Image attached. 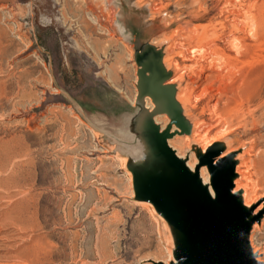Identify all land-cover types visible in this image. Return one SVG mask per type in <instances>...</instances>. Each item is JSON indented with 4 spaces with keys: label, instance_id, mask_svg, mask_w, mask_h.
<instances>
[{
    "label": "rangeland",
    "instance_id": "rangeland-1",
    "mask_svg": "<svg viewBox=\"0 0 264 264\" xmlns=\"http://www.w3.org/2000/svg\"><path fill=\"white\" fill-rule=\"evenodd\" d=\"M231 10L259 28L246 35L248 51L233 52L242 64L234 85L260 81L231 114L229 130L212 117L209 136L217 127L229 131L216 163L235 148L239 180L241 155L250 148L255 158L253 144L264 149V0H0V264H175L177 236L144 195L136 169L144 133L134 125L149 109L139 89L141 57L162 47L171 81V41L198 44L190 30L227 23ZM219 25L217 42L228 50L229 29ZM187 54L189 64L200 59ZM178 111L192 137L201 107ZM198 145L187 150L197 156ZM255 164L249 177L260 194ZM255 238L263 247L264 227Z\"/></svg>",
    "mask_w": 264,
    "mask_h": 264
},
{
    "label": "bare ground",
    "instance_id": "bare-ground-1",
    "mask_svg": "<svg viewBox=\"0 0 264 264\" xmlns=\"http://www.w3.org/2000/svg\"><path fill=\"white\" fill-rule=\"evenodd\" d=\"M248 10H250V8ZM250 12L252 13V11ZM247 15L249 16L252 15V17H254V14L250 15L248 13ZM226 16L228 15L226 14ZM237 16L238 14L232 11L230 12V15L227 17L229 18V20L227 19L228 22L227 23L221 22L220 24L221 29L223 28V31L225 28L229 29V33L227 34L228 36L227 37L224 36L226 37V39L224 40L227 43L226 45H229L228 50L223 47L225 45L222 46L220 45L219 42H217L219 38H221L218 34V29H217L218 28L217 26L219 24H217L216 26V24L214 23L208 26L206 25L203 27L201 26L199 27V29L196 26L197 29L195 28L193 30H190L189 32L190 37L193 38L195 42L198 41V44L192 45V42H190L192 46L189 45L188 47H186L185 44H182L185 46L184 48L181 45V43L177 42V40L176 42L171 41V45L169 48L174 51L175 55H171L168 61L170 62L171 66L175 67L177 76L175 78L173 77V79L169 82H167L166 79L171 73L167 70L166 66H164V62L162 61L163 60L162 47L152 45V47L155 48L154 52L153 51H150V53L145 52L144 56L141 57V69L139 71V78H140L139 89L141 92V100L143 101L142 107H145L144 101L145 98L147 97L146 107L152 110L151 112L149 109H146L145 115L139 117V119H137L134 125L135 127L134 131L136 132L143 131L144 133V138H142L144 149L142 151L140 150L141 151L140 153L142 154L139 155L138 165L136 169L138 171V176L139 179L141 180V186L143 188L145 196H147V193L145 191H149V190L157 191L158 188L161 186V184L165 181H171V182L180 181L183 177V174L185 173V170L188 171L190 174L194 175L197 172V168L200 166L202 159L211 150L219 149L220 154L223 153L224 151L223 146L217 143L220 142L221 138L228 136L230 134L229 131L226 130L228 129L230 124L229 119L231 117V114L234 111H236L235 113H237L238 115L237 111L240 110L239 109L240 104L238 103L244 101L245 98L246 99H250V97L252 98L253 92H256L255 90L256 81L259 79L255 80V78L246 77L242 84L239 83L240 86H235L233 82L234 70L237 69L236 67L237 64L239 63V59H238L239 57H237L233 52H236L237 54L240 53V55H243L244 49L245 51H248L249 47L251 46V44L248 43L247 41L248 40L247 37L250 36L248 34H253L252 32L254 31V35L256 34L255 35L256 37L257 33H259L257 32L258 31L257 29L259 28L253 29V27H251L246 21L244 22L242 19L239 21L237 19ZM243 19L245 18L243 17ZM256 23L258 24L257 21ZM257 24L255 25V27L257 26ZM255 29L257 30L256 33H255ZM239 32L243 33V35L238 34ZM246 35L248 36L246 37ZM252 39L253 38H250L249 41H251ZM152 42L156 43L157 40L156 42L155 40ZM179 45L182 46L183 48L180 47ZM189 52L194 54H199L200 59L194 61L193 64L187 63L186 59L189 57L187 53ZM189 59L191 58L189 57ZM249 63L250 62H248V64ZM163 68L166 71H164ZM224 71L226 73H224ZM228 80H230V83L228 82ZM178 81H183V84H180V86H178L180 88L179 90H177L178 88L176 89V86L173 85L176 84ZM199 89L201 90V94H198ZM136 96H137V91L135 92L134 98L132 99L133 104L135 102ZM203 96L206 97L208 101H206V103L202 105ZM181 105L187 108L189 114L191 113L195 114L196 111L201 107L200 114L196 115L192 137L188 135L189 132L191 131L189 130L185 122V119H183V117L179 114L178 110L179 107L180 108L182 107ZM208 113L211 115V118L206 117ZM159 114H165V115L155 118V116ZM213 116L217 117L219 123L224 122V124H228V123L229 124L228 126L226 125L227 129L226 127H224L225 129L223 127L221 128L217 127L216 135L215 136L213 135V138H210L209 134L213 126V125L211 126L212 124L211 120ZM192 141L198 142L199 143L198 146L201 145L200 150L198 149L199 154L197 156L195 154H192L191 149L190 151L187 150L189 149L188 147H190V142ZM253 145H252V149L254 147H257L259 153L257 152L258 155H256V157L254 156L255 158H251L249 157L250 156L249 154H252L250 153L251 149L248 148L249 150L247 149L248 151L246 150L241 155L243 161L239 163L238 172H237L241 175V178H239L238 180L236 179L235 174L232 175V182L234 185L232 189V194L239 195L238 200L241 203L242 207L245 209V211L252 212V215L249 220L255 218L256 216H260L259 219L253 222V224L251 225L249 232V241L253 249V252L257 256V260L260 263L264 264V246L261 247L255 245V241H256L255 237L257 233L262 229V227H264V220H263L264 218H262V216L264 215L263 214L264 211H262V209L264 208L263 207L264 204L261 203V206L260 207L258 206L259 208L256 209L257 200L264 198V189L259 194L256 188L257 186L256 183L255 184L253 183L254 185H252L251 184L252 182H250L251 177H249L251 176V174L249 173L250 168L251 167L253 168L254 166L253 164L256 163L258 164L260 169V171L258 170V173L260 172L261 173L260 175H262L264 178V149L258 146V144L256 146ZM185 150H187L186 151L187 153H183ZM230 150H231L230 153L227 152L226 154L224 153V155L220 157L218 161L224 160L226 158H230L232 163L231 166L234 169V166L237 163L235 155L233 154V150H235V148L234 149L232 148ZM203 166H201L200 168L199 183L203 186V188L207 189L209 194L213 197V199H215L216 193L212 185V181H213L212 172L210 171L209 166L207 164ZM257 169L258 168L256 167V170ZM260 175L256 176V178L259 177ZM259 179L263 180L260 177ZM262 184L264 185V183ZM259 187L260 186H258V189ZM241 189L244 190V194H241V192H239V190ZM21 201L22 200H20V202ZM157 211L162 216H164L165 222L167 221L165 224L171 226V228L173 229L174 233L177 236L174 245L175 246L174 256H175V264H178L180 251L188 248L189 243L187 242V238L185 234L177 227H175L169 221V219L159 210L158 207H157ZM261 219L263 222L261 221L262 222L261 225H258V222ZM183 264H198V260L196 258H192L188 262Z\"/></svg>",
    "mask_w": 264,
    "mask_h": 264
},
{
    "label": "water",
    "instance_id": "water-1",
    "mask_svg": "<svg viewBox=\"0 0 264 264\" xmlns=\"http://www.w3.org/2000/svg\"><path fill=\"white\" fill-rule=\"evenodd\" d=\"M219 155V149L211 150L194 175L185 170L180 181H165L157 191H145L146 197L187 238L189 247L180 251L178 264L192 258L198 264H262L249 241L251 225L260 216L249 220L252 212L245 211L239 195L232 194L231 159L216 163ZM205 164L213 175L215 199L199 183L200 168Z\"/></svg>",
    "mask_w": 264,
    "mask_h": 264
}]
</instances>
